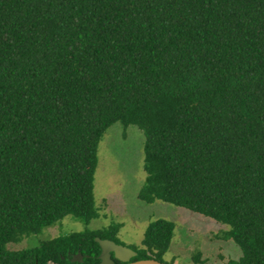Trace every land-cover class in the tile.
Here are the masks:
<instances>
[{"label":"trees","instance_id":"1","mask_svg":"<svg viewBox=\"0 0 264 264\" xmlns=\"http://www.w3.org/2000/svg\"><path fill=\"white\" fill-rule=\"evenodd\" d=\"M117 122L145 136L142 202L229 226V264H264V0H0V264H101L95 239L119 244L114 224L7 248L98 218ZM174 230L150 223L132 262L164 263Z\"/></svg>","mask_w":264,"mask_h":264},{"label":"rangeland","instance_id":"2","mask_svg":"<svg viewBox=\"0 0 264 264\" xmlns=\"http://www.w3.org/2000/svg\"><path fill=\"white\" fill-rule=\"evenodd\" d=\"M144 142V133L137 126L113 124L98 146L93 190L98 218L86 224L68 215L38 235L9 243L7 248L11 251L32 248L44 240L72 232L98 231L120 224L119 245L133 249L142 245L150 223L165 219L175 224V230L170 249L163 256L164 264L238 261L242 254L240 247L232 239L223 238L229 226L169 203L147 204L138 198L146 177Z\"/></svg>","mask_w":264,"mask_h":264},{"label":"water","instance_id":"3","mask_svg":"<svg viewBox=\"0 0 264 264\" xmlns=\"http://www.w3.org/2000/svg\"><path fill=\"white\" fill-rule=\"evenodd\" d=\"M95 240L100 245L102 250L99 257L101 264H113L112 256L125 264H164L153 259L132 262V259L137 256V252L134 250L123 245H119L111 240H103L100 238H96ZM72 261L81 263L83 262V256L79 253L73 257Z\"/></svg>","mask_w":264,"mask_h":264},{"label":"crops","instance_id":"4","mask_svg":"<svg viewBox=\"0 0 264 264\" xmlns=\"http://www.w3.org/2000/svg\"><path fill=\"white\" fill-rule=\"evenodd\" d=\"M121 230V229H120Z\"/></svg>","mask_w":264,"mask_h":264}]
</instances>
